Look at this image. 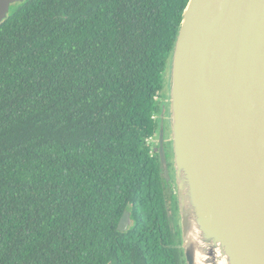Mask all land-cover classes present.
I'll return each mask as SVG.
<instances>
[{
	"label": "trees",
	"instance_id": "trees-1",
	"mask_svg": "<svg viewBox=\"0 0 264 264\" xmlns=\"http://www.w3.org/2000/svg\"><path fill=\"white\" fill-rule=\"evenodd\" d=\"M187 2L11 5L0 22V264H184L151 139Z\"/></svg>",
	"mask_w": 264,
	"mask_h": 264
},
{
	"label": "water",
	"instance_id": "water-1",
	"mask_svg": "<svg viewBox=\"0 0 264 264\" xmlns=\"http://www.w3.org/2000/svg\"><path fill=\"white\" fill-rule=\"evenodd\" d=\"M167 81L184 264H264V0H188Z\"/></svg>",
	"mask_w": 264,
	"mask_h": 264
},
{
	"label": "rangeland",
	"instance_id": "rangeland-1",
	"mask_svg": "<svg viewBox=\"0 0 264 264\" xmlns=\"http://www.w3.org/2000/svg\"><path fill=\"white\" fill-rule=\"evenodd\" d=\"M168 74H166L167 78ZM168 81H165L164 89L162 90L161 100L166 103V107L164 108V119H162L164 124V135L166 140L168 141V151L167 153V162H168V179L165 180L166 185V198L169 205V212L171 214V222L173 232H176L179 229V216L177 210H175L174 203L172 200V195L175 194V182L173 176V166H172V154H171V142H170V126H169V104L167 103L168 96ZM152 140V144L154 149H157V138L154 136ZM164 176V175H163Z\"/></svg>",
	"mask_w": 264,
	"mask_h": 264
},
{
	"label": "flooded vegetation",
	"instance_id": "flooded-vegetation-1",
	"mask_svg": "<svg viewBox=\"0 0 264 264\" xmlns=\"http://www.w3.org/2000/svg\"><path fill=\"white\" fill-rule=\"evenodd\" d=\"M14 4V3H13ZM12 5V4H11ZM11 7V6H10ZM162 117H163V119H164V116H163V114H162ZM162 128L164 129V125L162 126ZM160 132V131H159ZM163 139H164V141H163V147L165 148V151H168L167 149H168V141L166 140V137H165V135H164V133H163ZM157 142H158V144H159V133H158V136H157Z\"/></svg>",
	"mask_w": 264,
	"mask_h": 264
}]
</instances>
